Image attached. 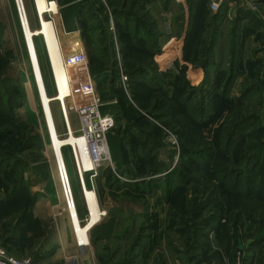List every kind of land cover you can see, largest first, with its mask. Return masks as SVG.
Segmentation results:
<instances>
[{
    "label": "rangeland",
    "instance_id": "1",
    "mask_svg": "<svg viewBox=\"0 0 264 264\" xmlns=\"http://www.w3.org/2000/svg\"><path fill=\"white\" fill-rule=\"evenodd\" d=\"M56 12L63 53L78 43L81 81L115 115L112 164L87 207L64 150L75 242L13 0H0V246L32 264H250L258 252L264 264V240L251 247L264 239V0H57Z\"/></svg>",
    "mask_w": 264,
    "mask_h": 264
},
{
    "label": "built area",
    "instance_id": "2",
    "mask_svg": "<svg viewBox=\"0 0 264 264\" xmlns=\"http://www.w3.org/2000/svg\"><path fill=\"white\" fill-rule=\"evenodd\" d=\"M48 1L49 2H47V4L50 3V0ZM13 4L15 7L17 23L23 37L26 59L30 67V76L40 104V111L43 120L45 135L49 144L51 158L50 156L47 158L52 165L51 176L55 179V182L59 186L64 210L66 211L68 220L70 222L73 219L72 212L76 213L78 217L79 215L74 197L75 194L73 191V187L70 183V179L68 178V171L64 159V150H67L69 152L74 166L75 175L77 176V182L79 183V190L82 197L86 198L85 189L95 192L96 188L94 185V178L97 175V169L101 167L103 162H106L105 164L107 166H111L112 164L105 137L106 134L114 127L115 118L113 114L109 112L101 113L100 109L103 103L100 97L92 91L89 84V78H87L85 82L81 81V72L79 73V70L81 71V67L84 65L85 55L83 50H79L77 46H75L74 48L69 47L68 52L66 54H63L62 64L64 67L74 66L76 68V75L70 82V91L74 92V95L76 96L75 98H77L80 93V87H82L85 93L82 98L83 101L79 104H76V101L71 102L70 94L69 92H67V94L63 97V100L66 103V110L63 106L62 101H48L45 103L46 106L43 105L41 96L42 93L44 94L46 92L47 96H49L47 93L45 74L41 66L39 54L37 52L36 59H34L35 63L38 62L41 74V76H38L40 77V80H38L32 66V59L29 55L28 44L27 42H25L26 36L24 29H28V27H30L31 29L34 28L30 24V19L28 20L27 18L22 0H13ZM217 7V3L213 2L212 9H216ZM45 15H47L49 19L52 20L49 13L44 14V16ZM35 38L36 37H34V39ZM42 42H44L43 38ZM78 75L80 79H78ZM120 77L122 81L126 80V76L120 75ZM55 90L56 91H54V95L55 93L59 94V90L57 87ZM53 103H57L55 109L61 116L60 129H57L54 123V107L52 105ZM73 118H76L78 121L77 127H75L72 123ZM66 137L72 138L75 143H72L70 145L57 146L55 150L53 143ZM79 140H82L84 143L85 160L88 164L87 167H85L82 159V155L78 145ZM82 174L85 178V185L82 182ZM0 264H32V262L30 259H21L12 256L5 250L4 247L0 246Z\"/></svg>",
    "mask_w": 264,
    "mask_h": 264
},
{
    "label": "bare ground",
    "instance_id": "3",
    "mask_svg": "<svg viewBox=\"0 0 264 264\" xmlns=\"http://www.w3.org/2000/svg\"><path fill=\"white\" fill-rule=\"evenodd\" d=\"M32 2H33L34 11L37 15L38 20L40 19V16H42L40 25L38 26L37 29H31L30 27H28V29L27 28L24 29L25 36H26L25 42H27V44H28V51H29V55L31 56V59H32V66H33V69L35 71V74H36L38 80H40V77H38L39 75L41 76L39 65H38V62L35 63V59H36V55H37V49H36V45L34 43V37L37 38L38 36H41L43 38V41H44L43 43H44V46H45V49L47 52L48 63L50 66V72H51V76H52L54 90L56 89V87L59 90V94L55 93L54 96H47L46 92L44 94L42 93L41 96H42L43 105L46 106L45 103L48 101H58V102L62 101L63 106L66 110V103L63 100V97L67 94V92H69V94H70V100L71 101L74 102L75 97H76L74 95V92L70 91V82L72 81V79L76 75V68L74 66L64 67L62 64V56L64 53H63V50L61 47V41H60V37H59V32H60L59 29L60 28L58 25H60V24H58L59 23V21H58L59 16L56 12V2L57 1L50 0V3L47 4V2H49V1L43 0L40 5L38 4V0H32ZM22 4L24 6L27 18L29 20V16H28V13H27V10L25 7V1L24 0H22ZM47 13H49V15L52 17V20H45L44 19V14H47ZM69 43L71 44V46H70L71 48H74L75 46L79 47L77 42H69ZM53 67H57L55 71H53ZM78 142H79L78 145L80 148V152L82 155L84 165H85V167H87L88 164L85 160L84 143L82 140H79ZM72 143H75L74 140L72 138L66 137V138H62L58 141H55L53 143V145H54V149L56 150L57 146L70 145ZM68 178H69V174H68ZM76 178H77V176H76ZM83 179H84V175L82 174V182L85 185V179H84V181H83ZM78 186H79V183H78ZM85 192H86V198H83L84 203L88 199H92V198L95 199L92 191H90V190L88 191L87 189H85ZM89 201H91V200H89ZM89 201H87V207L93 206L92 204H90V205L88 204ZM99 210L100 209L98 208V213H99ZM102 213L105 214V212H102ZM72 217H73V219L70 222V225L72 227L75 242L81 243L83 237L80 233H77L75 231V227H77V225H75L73 223V222H75V218L77 217V214L72 212ZM78 246H80V245H78Z\"/></svg>",
    "mask_w": 264,
    "mask_h": 264
},
{
    "label": "crops",
    "instance_id": "4",
    "mask_svg": "<svg viewBox=\"0 0 264 264\" xmlns=\"http://www.w3.org/2000/svg\"><path fill=\"white\" fill-rule=\"evenodd\" d=\"M95 193H96V191H95ZM100 209L103 210L104 209L103 206H101ZM78 215H79V211H78ZM79 218H80V215H79ZM104 218L105 217H102L101 220H100V222H98V224H96L95 227L92 228V230L95 229L96 232H98V234L100 232L99 237H102L103 227L105 226V222L106 221L104 220ZM84 220H86V218ZM84 220H81V221H84ZM259 254H260L259 252L255 254V256L250 261V264H260L263 261V259H262L263 257L261 258V255H259ZM81 255H84V253L82 254V252H81ZM96 264H99V263L97 262Z\"/></svg>",
    "mask_w": 264,
    "mask_h": 264
},
{
    "label": "trees",
    "instance_id": "5",
    "mask_svg": "<svg viewBox=\"0 0 264 264\" xmlns=\"http://www.w3.org/2000/svg\"><path fill=\"white\" fill-rule=\"evenodd\" d=\"M56 1H57V0H56ZM119 14H120V13H119ZM120 15H121V14H120ZM137 32L140 34L141 30L139 29V30H137ZM138 36H139V35H138ZM145 75L147 76L148 73L146 72ZM92 76H95V74H92ZM128 77H129V75H128ZM129 78H131V76H130ZM107 112L111 113L110 111H107ZM105 113H106V112H105ZM111 114H113V116H114V118H115L114 113H111ZM253 196H255V194L253 193V190H251L250 192L245 193V195H244L245 198H249L248 201H250V202L255 200V199H253ZM261 196L263 197V195H260V197H261ZM263 240H264V239L261 237L260 239L253 241L251 247H254L256 244H258V242L263 241ZM251 247H250V248H251Z\"/></svg>",
    "mask_w": 264,
    "mask_h": 264
},
{
    "label": "water",
    "instance_id": "6",
    "mask_svg": "<svg viewBox=\"0 0 264 264\" xmlns=\"http://www.w3.org/2000/svg\"><path fill=\"white\" fill-rule=\"evenodd\" d=\"M78 247H79L80 251L84 253V247H82V246H78Z\"/></svg>",
    "mask_w": 264,
    "mask_h": 264
}]
</instances>
